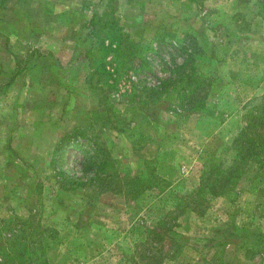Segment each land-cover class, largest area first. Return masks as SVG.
<instances>
[{"label": "rangeland", "instance_id": "1", "mask_svg": "<svg viewBox=\"0 0 264 264\" xmlns=\"http://www.w3.org/2000/svg\"><path fill=\"white\" fill-rule=\"evenodd\" d=\"M263 77L264 0H0V241L28 220L47 264H132L164 220L159 264H264V153L188 196ZM150 170L171 187L123 193Z\"/></svg>", "mask_w": 264, "mask_h": 264}, {"label": "trees", "instance_id": "2", "mask_svg": "<svg viewBox=\"0 0 264 264\" xmlns=\"http://www.w3.org/2000/svg\"><path fill=\"white\" fill-rule=\"evenodd\" d=\"M196 99L197 96L193 99L194 102L193 100H188L186 106H189L191 102H193L192 104L196 103ZM201 101L203 102V99ZM200 107L197 108L196 105L193 110H199ZM242 119L244 126L238 130L227 146L224 145L222 148L224 149L223 152H227L226 150L232 152L230 161H224L226 155L221 157L210 153L206 156V162L200 168L198 186L188 193V196H193L191 198V203L193 204H191L190 211H195L196 205L199 204L196 196L203 189L206 188L212 196L221 195L228 184L233 183L234 180L236 181L242 175L245 170L244 167L249 161H256L259 155L260 158L264 155V100L250 104L248 109L242 114ZM168 184L167 180L159 177L151 170L124 178L121 183L122 187L124 186L123 193L132 197L144 191L161 189ZM215 188H219L221 191L215 192ZM17 223L9 233V237L0 241V264H47L42 234L39 229L37 227L36 229L34 227L31 228L28 220H20ZM174 226L177 225H172V228ZM152 229L147 232V235L151 234L152 236L145 237V241L141 244V249L134 247L132 250L131 259L135 261L132 264H137V259L142 258L150 259L149 263L151 264H159L160 260L166 257L162 253L161 255H159L160 253L153 254L150 244L154 242V245L161 246L164 242L171 241L170 233H168L170 231L164 230V220H159L157 226ZM31 230L34 231L33 233L36 236L34 239H28L25 236L27 231ZM178 246L181 245L178 244Z\"/></svg>", "mask_w": 264, "mask_h": 264}, {"label": "crops", "instance_id": "3", "mask_svg": "<svg viewBox=\"0 0 264 264\" xmlns=\"http://www.w3.org/2000/svg\"><path fill=\"white\" fill-rule=\"evenodd\" d=\"M264 84V77L262 78V80H261V83L259 84V85H263ZM236 117V116H234V114L232 115L231 114V117ZM226 118L227 119H225V120H223V122L221 123V124H219V128L221 127V126H224L225 124H227V122H229L230 121V119H228V116H226ZM229 118H230V116H229ZM239 130V129H238ZM238 130H234L232 133H233V136L234 135H236V133L238 132ZM237 131V132H236ZM222 140V139H221ZM225 141H227V139L225 140ZM206 155H208V153H206ZM158 175V174H157ZM159 176V175H158ZM159 177H161V176H159ZM161 178H163V177H161ZM163 179H165V178H163ZM165 180H167V179H165ZM171 187V184H168V185H166L165 186V188H164V190H167V189H169ZM160 193V192H159Z\"/></svg>", "mask_w": 264, "mask_h": 264}]
</instances>
